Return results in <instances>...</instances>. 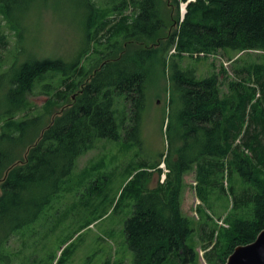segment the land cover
<instances>
[{
	"label": "trees",
	"instance_id": "1",
	"mask_svg": "<svg viewBox=\"0 0 264 264\" xmlns=\"http://www.w3.org/2000/svg\"><path fill=\"white\" fill-rule=\"evenodd\" d=\"M43 1L0 0V10L17 21L30 6ZM70 1H80L87 12L82 59L27 57L15 59L0 72V179L4 178L0 228L5 231L1 245L41 217L54 190L60 189L78 158L96 141L121 138L115 94L124 95L129 104V117L121 119L126 141H139V135L132 134L141 128L149 66L161 45L164 50L174 45L178 55L191 56L218 49L264 52V0L189 1L182 21L174 19L179 26L165 36L161 0H118V10L129 13H122L116 22L98 16L94 0ZM93 46L98 58L87 68L82 62ZM169 65L170 104L177 92L181 105L178 141L182 146L174 154L170 146L165 156L166 180L153 189L141 185L135 193L133 213L124 226L134 254L131 264H170L174 258L179 264L196 263L197 251L188 243L194 231L192 219L181 206L184 175L194 168L198 198L209 210L215 207L214 196L231 197L232 206L224 217L228 228L216 235L215 228L207 232V221L201 224L205 253L219 252L216 255L226 263L236 246L252 242L264 229V62L249 68L261 91V99L252 105L249 99L236 104L223 97L217 75L200 78L196 68H182L176 61ZM58 75L59 85L48 81ZM37 84L53 95L52 103L65 105L72 100L51 121L46 118L44 125V113L16 118ZM236 176L243 185L239 190ZM29 200L34 201L30 217H14ZM61 257L56 264L62 263Z\"/></svg>",
	"mask_w": 264,
	"mask_h": 264
},
{
	"label": "rangeland",
	"instance_id": "2",
	"mask_svg": "<svg viewBox=\"0 0 264 264\" xmlns=\"http://www.w3.org/2000/svg\"><path fill=\"white\" fill-rule=\"evenodd\" d=\"M189 1L195 0H161L160 8L165 20L162 36L179 26L174 19L177 17L182 21ZM94 2L98 16L105 15L114 22L122 13H129L128 10L122 13L118 10V0ZM86 13L83 3L70 0L39 2L21 14L18 22L0 10V72L15 59L27 57L62 58L68 62L82 59L81 51L86 47L84 42L87 40ZM122 45L128 44L122 42ZM160 48L155 61L149 66L147 104L142 111L141 128L132 134L139 135V141H126L127 130L121 125V119L129 117V104L124 95L115 94L114 109L121 138L98 140L78 158L76 167L64 178L60 189L54 190L41 217L19 232L12 233L3 245L0 241V264H56L61 256V264L133 262L134 254L126 241L124 226L133 213L135 193L141 185L153 189L162 180L165 181L169 172L165 156L170 146L173 154L182 146V142L178 141L181 105L177 92L170 104L169 76L172 67L169 64L172 61L182 68H196L200 78L217 75L221 95L234 99L236 104L249 99L248 105H252L261 99L255 75L249 72V68L264 62L263 51L237 53L218 49L191 56L188 53L178 55L174 45L166 50L162 49V45ZM94 51L93 46L92 53L82 62L87 68L98 58ZM48 81L59 85L60 77L58 75ZM52 96L44 91L41 84H37L33 92L27 93L16 118L44 113V125L46 118L51 121L72 102L69 98L65 105L52 103ZM131 177H134L131 185L122 194ZM3 179H0V195ZM234 180L239 190L243 185L237 176ZM225 185H229L228 180H225ZM196 186L197 171L194 168L184 175L181 206L184 214L192 219L194 227L188 243L197 251L195 264H225L218 258L219 252L209 256L205 253L207 240H203L201 224L207 221V232L215 228L216 235L222 228H228L224 217L232 206L231 197L214 196L215 207L209 210L198 198ZM27 206L14 212V217H30L34 212V201L29 200ZM3 235L5 231L0 228V240ZM170 264L179 262L174 258Z\"/></svg>",
	"mask_w": 264,
	"mask_h": 264
},
{
	"label": "water",
	"instance_id": "3",
	"mask_svg": "<svg viewBox=\"0 0 264 264\" xmlns=\"http://www.w3.org/2000/svg\"><path fill=\"white\" fill-rule=\"evenodd\" d=\"M225 264H264V229L252 242L236 246Z\"/></svg>",
	"mask_w": 264,
	"mask_h": 264
}]
</instances>
